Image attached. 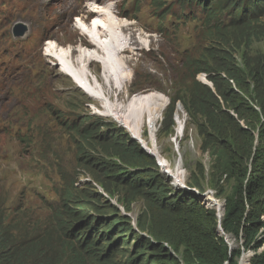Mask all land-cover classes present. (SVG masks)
Segmentation results:
<instances>
[{
    "label": "rangeland",
    "instance_id": "obj_1",
    "mask_svg": "<svg viewBox=\"0 0 264 264\" xmlns=\"http://www.w3.org/2000/svg\"><path fill=\"white\" fill-rule=\"evenodd\" d=\"M7 1L5 7H0V49H5L6 62L13 61L20 64V67L16 71L11 69L10 76L7 74L10 81L5 80V76L0 73V219L11 231L13 238L40 237L41 240H53V249L48 254V259L51 264H64L63 238L70 240L75 249L79 250L81 247L78 246V240L85 238L88 232L86 229L89 228L87 225H95L96 216H110L111 210L104 209L110 208L111 204L124 213L127 211L131 215L128 217L131 225L136 223L137 229L139 223L150 225L153 220H160L163 216L158 204L151 202L152 195L149 193L152 190H136L129 184L118 185L107 177L105 184L110 192H106L100 184L93 181V172L99 173L97 177L100 175L102 178L110 166L122 172L133 173L134 176L152 171V175H160L165 183L171 182L155 169L147 168L150 166L149 162L136 161L131 153L122 152L120 149L125 146L114 144L109 136L114 133L118 136L117 142L126 143L127 138L134 135L115 119L100 114L104 106L103 100L90 96L73 78L60 71L59 59L64 53L71 52L75 61L78 48L89 54L93 47L90 36L80 25L91 29L107 21L106 16L91 13V7L108 8V14L118 25L127 24L131 27L121 31L127 43L114 47L117 85H109L111 100L123 106L132 98L131 92L151 93L161 99L162 117L157 121L154 131L146 127L142 137L137 139L142 140L144 145L147 144L145 146L151 151L147 154L149 159L155 161L156 158L162 157L175 169L181 161L187 173L186 184L190 182L191 177L205 178L202 180L205 201L208 208L213 209L218 217V208L225 204L224 199L228 193L223 199L215 197L218 191L209 181L212 158L210 151L203 150L204 138L191 124L187 114L185 117L179 114L178 128L175 123L174 132L169 135L162 133L161 121L169 109V105L166 107L167 99L168 102L171 100L169 88L173 75L181 67L182 59L210 56L211 63L219 67L224 62L226 53H231L238 65L245 69L248 62L258 56H264V18L259 21L253 19L255 22L248 19L231 32L212 35L208 21L203 17L194 22H178V9L174 2L164 4L163 10L158 11L159 4L164 3L162 0H128L115 2V5L110 3L114 0H44V4H41L42 0ZM217 2L219 0L212 1L209 8ZM227 9H222V12ZM125 12L132 18L137 17V20L123 18ZM168 13L172 16H168ZM210 13L209 20L219 19L216 11ZM37 15L41 16L45 23L41 30H37L34 25ZM80 16L82 20L76 18ZM17 23L26 24L34 34V50H30L32 40L14 43L8 48L13 26ZM226 25L229 26V22ZM227 42L230 47L225 44ZM89 45L90 47H87ZM53 47L57 53L56 59L51 57ZM13 55H16V58ZM25 56L27 62L22 63ZM86 67L92 83L105 79L102 65L96 57L91 56L86 62ZM201 78H204L203 75L198 79ZM76 117L78 120L73 124L78 128H95L104 124L105 127L100 130L104 140L100 143L95 140L80 142L77 133L66 128L71 125V119ZM107 128L112 130L106 134ZM144 135L146 139L150 138L149 144L144 140ZM176 144L179 146L178 150L175 148ZM132 145L130 142V147ZM155 148L157 155L153 154ZM89 165L92 166L91 170ZM200 167L204 169V175ZM141 178L148 179L146 176ZM71 179L85 195L91 192L89 182H93V186L104 195V200L99 201L98 205L92 203L84 208L83 216L80 217L82 222L76 224V231L67 238L64 237L66 230L62 231L60 227H71L74 219L58 221L54 208H58L67 195L64 193V186ZM74 200H80V195ZM75 205L73 204V207H76ZM204 207L206 209L205 204ZM121 210L120 213H123ZM157 223L155 227L150 225L149 229L169 226ZM97 232L104 233L107 230L102 227ZM145 233L149 234L148 231ZM138 236L137 232L136 237ZM259 236H264V230ZM101 237V233L93 235L83 250L91 246L100 257L101 249L107 251L115 245L112 243L107 247L112 241V236ZM114 240L118 242V248L114 251V256L110 257L112 261L124 263L138 256L135 253V242L125 244L127 239L119 241L117 237H114ZM130 241L129 239L128 243ZM169 247L174 250L172 245L169 244ZM12 250L9 249L5 254L6 259L11 256ZM254 252L247 249V259L244 258L241 264H250ZM144 253L149 254L146 251ZM172 256L179 257L180 254L174 250ZM89 264L98 263L92 258Z\"/></svg>",
    "mask_w": 264,
    "mask_h": 264
},
{
    "label": "trees",
    "instance_id": "obj_2",
    "mask_svg": "<svg viewBox=\"0 0 264 264\" xmlns=\"http://www.w3.org/2000/svg\"><path fill=\"white\" fill-rule=\"evenodd\" d=\"M162 1L164 3L159 4L158 11H162L164 4L171 0ZM212 1L214 0H176L179 5L195 7L209 16L211 11H216L219 19L208 20L212 35L231 32L248 19L259 21L264 18V0H219L210 9ZM224 8H228L226 12H222ZM225 17L231 19H228L229 26H225L222 20ZM225 44L230 47L228 42ZM211 60L210 56L183 58L180 69L172 77V85L169 88L172 104L165 114L162 133H173L175 104L180 101L189 115L191 124L204 138L203 150L210 151L212 163L209 181L218 191L215 197L223 199L228 193L224 199L226 210L222 229L234 240L235 249L231 252L229 245L220 236L216 213L201 205V195L204 194L202 180L205 178H190L188 188L196 189L200 193L195 194L192 191L172 188L160 175H152V171L134 176L133 173L122 172L109 166L102 178L100 175L97 177L99 173L93 172V181L100 184L106 192H110L105 184L107 177L118 185L129 184L136 190H152L149 193L152 195L151 202L158 204L163 216L160 220H153L150 225L155 227L159 222L169 226L149 229L150 225L139 223L140 231H148L154 241L143 234L136 237L137 233L132 229L129 219L120 215L118 209L111 205L110 208L104 209L111 210L110 216H96L95 225H87L89 228L86 229L88 232L85 233V238L78 240L81 244H77L81 247L79 250L75 249L69 239L67 241L63 238L64 264H89L92 258L98 264H239L242 249L257 251L264 245V239H257L264 229V56H258L248 62L245 69L238 65L231 53H226L224 62L219 67H215ZM200 74L207 75L214 91L197 80ZM230 80L234 81L235 88ZM73 123L66 128L77 133L80 142L95 140L100 143L104 140L100 130L105 125L78 128ZM117 138L114 134L109 136L114 144L125 146V143L117 142ZM120 150L126 154L131 153L136 161L149 162L150 166L147 168L154 165L153 160L149 159L140 147L133 151L130 147H121ZM88 168L91 170L92 166L89 165ZM200 169L204 175V169ZM142 176L148 179H142ZM72 181L73 179L64 186V193L70 197L66 195L60 206L54 208L58 221L74 219L71 227H60L62 231L66 230L64 237L67 238L76 231V224L82 222L80 217L83 216L84 208L92 203L98 205L99 201L104 200L92 182L89 183L91 192L85 195L79 191L77 183ZM78 195L80 200L75 201ZM73 204H76V207H73ZM102 227L107 232H97ZM98 233L103 237H113L107 247L115 243L107 251L101 249L100 257L91 246L83 250L88 240ZM114 237L119 241L127 239L125 244L135 242V253L138 256L124 263L112 261L110 257L114 256V251L118 248ZM39 238H13L11 231L0 219V264H51L48 254L53 249V240ZM129 239L131 241L128 243ZM164 243L172 245L180 256L173 257L164 247ZM9 249L13 250L11 256L6 259L5 254ZM174 250L172 248L173 252ZM145 251L149 254L144 253ZM251 264H264V252L252 257Z\"/></svg>",
    "mask_w": 264,
    "mask_h": 264
},
{
    "label": "bare ground",
    "instance_id": "obj_3",
    "mask_svg": "<svg viewBox=\"0 0 264 264\" xmlns=\"http://www.w3.org/2000/svg\"><path fill=\"white\" fill-rule=\"evenodd\" d=\"M92 3L96 4L95 2ZM90 12L95 15L106 16V23L99 24L91 29L79 24L80 28L90 36L93 47L89 54L85 53L83 49L78 48V57L75 61L71 52L64 53L59 59L61 64L60 71L73 78L90 96L103 100L104 106L100 114L115 119L132 133L136 139L141 138L146 127L152 130V132L154 131V127L163 111V103L157 95L151 93L136 94L123 106H120L119 102L111 100L109 85H117L116 65L114 61L116 52L114 47L127 43L121 35V31L125 29L129 30L131 27L127 24L118 25L115 19L108 14V8L98 9L97 7H91ZM80 20L82 19L80 18ZM40 27L41 24L38 25V28ZM87 47H90V45ZM52 50L51 57L56 59L57 53L55 47ZM91 56L99 60L105 73V79H101V81L97 80L94 83L90 81L89 72L86 67V62ZM153 153L157 155L156 148L153 149ZM218 213L222 216V205L219 206ZM244 258L247 259V256Z\"/></svg>",
    "mask_w": 264,
    "mask_h": 264
},
{
    "label": "clouds",
    "instance_id": "obj_4",
    "mask_svg": "<svg viewBox=\"0 0 264 264\" xmlns=\"http://www.w3.org/2000/svg\"><path fill=\"white\" fill-rule=\"evenodd\" d=\"M203 17L204 19H206L207 21L209 20V14L208 13H205V12H200L198 15H196L194 18H193V21L194 20H196L197 19V17ZM223 21H224V23H225V26H227L226 24H227V22H228V20H227V17H225V18H223L222 19ZM229 52V51H228ZM234 56V55H233ZM234 58H235V56H234ZM183 60V59H182ZM235 61H236V58H235ZM181 63H182V61H181ZM201 75H203V77L204 78H201V80H199L198 78L201 76ZM223 77L224 78H226V76H225V74H223ZM205 78H207V80L205 79ZM197 80L200 82V83H202L203 85H206V86H208L209 88H211L213 91H214V88H213V84H212V82H210L209 81V79H208V77H207V75H205V74H200L198 77H197ZM202 81V82H201ZM230 83H231V85L235 88V83H234V81H231L230 80ZM136 93H140V92H136ZM134 95H136L135 94V92H131L130 93V96H134ZM171 100L169 99V102H168V99H167V105H166V107L168 106V107H170L171 106ZM165 107V108H166ZM169 110V109H168ZM182 114V116L183 117H185V115L187 114L188 115V113H187V111H186V109H185V107H184V105L180 102V101H178L176 104H175V112H174V116H173V121H174V123H176V125H177V128H178V120H179V114ZM162 117V116H161ZM188 117H189V115H188ZM87 118H89V116H87ZM161 119V118H160ZM164 119H165V113H164V115H163V120L161 121V125H162V123L164 122ZM75 120H78V117H76V118H72L71 119V123L72 122H74ZM102 125H104V124H102ZM102 128H104V127H102ZM111 130H112V128H110ZM174 129H175V127H174ZM174 129H173V132H174ZM176 132H177V129H176ZM105 133L107 134L108 133V130L107 129H105ZM183 133H184V130H183ZM114 134V133H113ZM115 135V134H114ZM115 136H117V135H115ZM129 136V135H128ZM132 137V138H131ZM129 136L128 138H127V141H126V143H125V147L127 148H129L130 147V142L131 143H133V145H132V147H130L131 149H132V151H133V149H135V148H137V147H140L141 148V150L143 151V152H145L146 154H148V152H151L150 150H149V148L148 147H146L147 146V144H145L144 145V143L141 141V140H138V139H136L134 136ZM150 139V138H149ZM149 139H146L145 138V135H144V140L145 141H147V143L149 144V142H148V140ZM134 140H137V141H139V143H137L136 141H134ZM155 144H156V139H155ZM175 148L178 150L179 149V146L176 144L175 145ZM154 154V153H153ZM154 155H156V154H154ZM151 159V158H150ZM153 160V162H154V165L152 166V167H149V168H153V169H155L158 173L160 172L161 174H163V175H165L167 178H169L170 180H171V182H170V186L172 187V188H174V189H176V190H179V191H192V192H194L195 194H200L199 193V191L198 190H196V189H190V188H188V184H186V181H185V178L187 179V173L185 172V169H183V167H182V163H181V161L178 163V165H177V168L175 169V168H173V166L166 160V159H164V158H162V157H158V158H156L155 159V161H154V159H152ZM157 163V164H156ZM89 183H91V182H89ZM92 184H93V182H92ZM99 192V191H98ZM100 193V192H99ZM103 197H104V195L102 194V193H100ZM204 194H205V192H204ZM204 194H202L201 195V197H202V201H201V205H203V207H204V204H205V206H206V210H209V211H213V209H210V208H208V204H207V202L205 201V195ZM209 197V196H208ZM206 202V203H205ZM214 203H216V202H214ZM214 203H211L212 205H215ZM112 205V204H111ZM112 206H114V205H112ZM225 206V210H226V204H224L223 206H222V208ZM114 207H116L117 209H118V211H119V213H120V210L121 209H119L117 206H114ZM205 208V207H204ZM122 211V210H121ZM223 211V210H222ZM123 213H120V215H122L123 217H126L127 219H129L128 217H130L131 215L126 211V213H124V211H122ZM129 214V215H128ZM224 215H225V211L223 212V214H222V216H220V214L218 213V230H219V232H220V236L225 240V242L229 245V247H230V250H231V252L235 249V242H234V240H232L228 235H226L225 234V232H224V230L222 229V220H223V217H224ZM130 225H131V223H130ZM220 225H221V227H220ZM131 227H132V229H134V231L137 233H139V236L141 235V234H143L145 237H147L148 239H150L151 241H154L153 239H152V237L150 236V235H148V234H146V233H142L141 231H140V229H139V227H138V229L136 228V223H134V224H132L131 225ZM264 229H262V231H263ZM261 231V232H262ZM260 232V233H261ZM259 233V234H260ZM258 241H260V240H262V239H264V236H259L258 235ZM232 242H234L233 244H231ZM241 245V244H240ZM164 247L165 248H167V249H170V252L173 254V251H172V249L169 247V245L167 244V243H164ZM231 247H233V249H231ZM260 250H263V251H260ZM262 252H264V245L261 247V248H259L257 251H255L254 252V255L252 256V257H254L256 254H260V253H262ZM245 257V249H242V257L240 258V260H239V264H241L242 263V260H243V258ZM252 259V258H251ZM251 259H250V264H251Z\"/></svg>",
    "mask_w": 264,
    "mask_h": 264
},
{
    "label": "water",
    "instance_id": "obj_5",
    "mask_svg": "<svg viewBox=\"0 0 264 264\" xmlns=\"http://www.w3.org/2000/svg\"><path fill=\"white\" fill-rule=\"evenodd\" d=\"M222 210H223V212L225 211V206L222 208ZM220 227H221V225H220ZM231 249H233V247H231Z\"/></svg>",
    "mask_w": 264,
    "mask_h": 264
}]
</instances>
